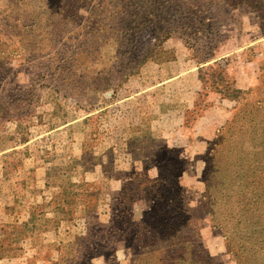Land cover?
Listing matches in <instances>:
<instances>
[{"label": "rangeland", "instance_id": "374dc122", "mask_svg": "<svg viewBox=\"0 0 264 264\" xmlns=\"http://www.w3.org/2000/svg\"><path fill=\"white\" fill-rule=\"evenodd\" d=\"M10 1L15 0H0V22ZM56 1L47 2L52 10ZM252 2L260 3L259 7L264 5V0ZM83 6L65 31L55 28L34 35L26 33L27 40L35 41L37 46L22 47L17 59L7 58L0 64V264L130 263L137 255L135 236L128 234L112 240L111 232L106 233L107 225L113 208L120 217L131 209V204L120 199L119 193L137 186L142 193H149L152 185L148 179L158 178L159 173L164 175V181L155 187L168 195L181 193L188 200H184L183 206L192 215L187 217L188 222L199 227V243L204 253L221 264H235L199 203L204 191L206 152L213 143L214 127L229 119L231 110L228 118L215 120L196 133V139L190 136L198 118L193 122L187 120L177 133L190 140L207 142L204 154H198L203 151L201 144L191 142L180 148L181 154L173 149H153V135L148 126L138 132L121 128L117 131L116 117L121 118L120 114L138 125L159 117L158 110L152 109L156 100L152 94L141 98L142 105L132 111L121 110L118 103L139 90L137 80L143 66L138 75L133 71L148 45L131 47L122 41L113 53L108 49L99 52L101 48L95 47V38L90 39L84 31L95 25L92 6ZM210 14L214 20L209 22L205 37H200L205 41L196 47H186L177 32L160 53H154L160 61L147 63L169 62L178 52L181 60L191 59L197 64V57L203 60L211 54V59L219 58L241 47L237 54L221 59L218 64L235 81L238 82L239 76L244 86L253 83V77L256 82L249 88L258 86L259 62L264 61V8L241 5L228 14L233 16L227 17L228 20L222 7L212 6ZM51 15L49 10L48 19ZM122 31L128 33L125 26ZM8 38L9 34H5L4 39ZM147 38L145 30L133 37L135 41ZM218 39L220 44L216 43ZM211 41L216 43L215 47L208 46ZM69 65L73 67L67 73L58 69ZM8 68L11 70L7 71ZM64 76L75 83L82 77L87 83L85 89L79 85V90L70 92L76 98L43 86L49 80L59 82L57 78ZM98 84L112 88L103 91L96 102L93 89ZM67 92L62 93L68 95ZM14 96L21 98L20 108L13 115L5 107ZM214 97L211 94L204 104L213 105ZM77 98L84 100L79 102ZM29 99L33 103L26 110L25 101ZM90 99H93L91 106H84ZM145 108L152 110V115L142 116L146 114ZM127 118L121 122L128 124ZM154 135L160 141L163 138L161 132L154 131ZM64 166L71 169L65 171ZM51 168L57 171L52 172Z\"/></svg>", "mask_w": 264, "mask_h": 264}, {"label": "trees", "instance_id": "16d2710c", "mask_svg": "<svg viewBox=\"0 0 264 264\" xmlns=\"http://www.w3.org/2000/svg\"><path fill=\"white\" fill-rule=\"evenodd\" d=\"M10 2L4 20L0 22V64L7 58L17 59L22 47L37 46L35 41L27 40L26 33L34 35L38 31L55 28L65 31L72 18L86 4L92 6L90 12L96 21L93 27L84 28V31L90 39L95 38V47L101 48L99 52L108 49L113 53L122 41L131 47L148 45L146 54L133 71L135 76L147 62L160 61L154 53H160L177 32L186 47H196L205 41L200 37H205L209 22L214 20L210 14L212 6L224 8L227 20L233 19L228 14L241 5L264 8L263 4L259 7L260 3L252 0H57L52 4L53 10L47 4L48 0ZM49 10L52 13L50 19ZM122 26L128 33L121 32ZM144 30L148 34L146 41H135L133 37ZM5 34H9L8 40L4 39ZM220 42L219 39L216 41L217 44ZM216 43L211 41L208 46L213 47ZM153 47H156L154 51ZM210 57L211 54L203 60L197 57L203 91L194 103L188 120L195 121L213 106L204 104L211 94L213 97L220 95L235 105L230 118L219 122L221 125L218 128L214 127L213 143L206 152V170L202 178L204 191L199 203L204 215L210 217L213 227L223 238L227 253L235 264H264V61L259 62L258 86L239 89L235 79L221 69L215 58L212 60ZM204 64L206 66L201 67ZM72 67L59 66L58 69L64 74ZM58 79L59 82L49 80L43 86L54 93L76 98L70 92L79 90V85L85 89L84 84H87L82 77H79L78 83L68 81L66 76ZM102 86L98 84L93 89L96 102L103 91L112 88L110 85ZM66 90L68 95L62 93ZM14 97L5 107L13 115L20 108L21 98ZM77 100L82 102L84 98ZM25 102L27 110L32 106L33 99ZM92 103L93 99H90L83 105L91 106ZM153 156L151 154L150 158ZM63 168L69 171L71 166ZM50 171L56 172L57 168ZM163 181L164 175L160 173L158 178L148 179V184L152 185L149 193H142L139 186L129 192L122 190L119 197L129 202L131 209L120 217L113 208L106 233L111 232L112 240L128 234L135 236L137 255L128 264H221L204 253L199 243V227L188 222L187 217L192 215L183 206L185 198L181 193L168 195L160 187H155ZM49 189H52L51 184Z\"/></svg>", "mask_w": 264, "mask_h": 264}, {"label": "crops", "instance_id": "0c3cea01", "mask_svg": "<svg viewBox=\"0 0 264 264\" xmlns=\"http://www.w3.org/2000/svg\"><path fill=\"white\" fill-rule=\"evenodd\" d=\"M173 47H175V45H173ZM176 48L178 49V47ZM240 49L241 47H238L228 54L225 52V54L221 57L219 56V58L216 56L213 58H215V61H220L223 58L237 54ZM175 51L177 52V50ZM178 55L179 53L177 52L175 59L169 62H162L161 64L146 63L143 65L141 74L137 80L140 84L139 90L118 102L121 110L132 111L139 105H142L140 102L141 98H145L146 94L147 97L148 94H152L153 98H156L155 105L152 106V109H154V111L158 110V119L153 121L147 119L138 125L136 123L137 121L130 122V119L120 114L121 118H119V116L116 117V119H119L116 123V130L118 131L121 128V130L138 132L145 126H148L150 127L151 135H153V142L154 139L156 140L155 143L152 142L153 149H173L181 154L180 148L187 147L186 145L191 142V144H201V150L203 151L198 154H204L207 142L204 140H190V138L196 139V133L208 128L215 120L228 118L227 113H229V109L231 110L233 103L228 99L222 98L220 95H215L213 98V106L207 109L203 116L199 117L192 125V136H190L189 139L178 136L177 133L182 130L187 122L191 109L202 92V83L197 73V64L191 59L181 60L179 57L180 55ZM230 61L233 62L232 59H230ZM193 62L195 64L193 65L195 66L194 68L191 66ZM242 62L245 61L243 60ZM189 66H191V68H189ZM237 77L238 82L236 81V85L239 89L252 87L256 82V79L253 77L251 78L253 79V83L244 86L243 83L241 84L239 82V76ZM121 110L119 112H123ZM145 110L146 114L142 116L152 115V110L146 108ZM125 118L128 119V124H123V122H121V120L124 121L123 119ZM125 125L127 127H124ZM195 130L198 132L194 133ZM154 131L161 132V136L163 137L161 141L159 138H154ZM34 238L35 237L31 239Z\"/></svg>", "mask_w": 264, "mask_h": 264}]
</instances>
